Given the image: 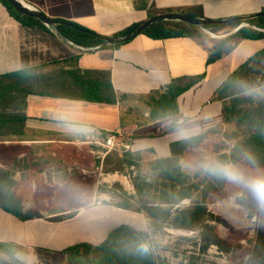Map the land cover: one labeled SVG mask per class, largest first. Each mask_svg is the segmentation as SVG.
I'll use <instances>...</instances> for the list:
<instances>
[{"label": "crops", "instance_id": "obj_1", "mask_svg": "<svg viewBox=\"0 0 264 264\" xmlns=\"http://www.w3.org/2000/svg\"><path fill=\"white\" fill-rule=\"evenodd\" d=\"M23 1L53 20L73 22L107 38L142 24L152 9L201 6L210 20L264 13V0H145V9L136 0ZM48 29L22 25L0 1V75L77 57L81 70L110 72L119 100L100 104L28 97L23 135L0 139V177L7 178L5 206L12 207L15 195L40 217L20 220L0 207V244L18 264H74L66 254L69 248L98 246L114 229L128 226L148 234L156 264H251V250L244 258L225 253L202 238V229L174 228L176 207L168 220H159L114 203L125 197L137 206L135 169L171 157V145L184 141L177 121L195 128L197 136L236 128L226 122L224 103L212 97L233 72L264 50V37L241 40L229 55L210 63V48L234 28L224 30L229 34L220 39L204 29L203 38L140 34L119 47L90 53L78 52ZM185 76L203 79L178 97L176 115L151 120L141 98ZM108 136L114 138L111 149L104 146ZM195 149L186 150L181 159ZM211 223L206 216L204 228L209 230ZM7 251H0V264L8 263Z\"/></svg>", "mask_w": 264, "mask_h": 264}, {"label": "trees", "instance_id": "obj_2", "mask_svg": "<svg viewBox=\"0 0 264 264\" xmlns=\"http://www.w3.org/2000/svg\"><path fill=\"white\" fill-rule=\"evenodd\" d=\"M0 1L22 25L49 30L38 19L18 14L7 0ZM146 6V2L138 5L142 9H145ZM164 13H178L204 18L201 6L166 10L152 9L149 18ZM58 22L59 32L68 41L82 48H96L101 46L107 38L73 22ZM244 22L248 26L242 27L227 38L217 41L210 48L208 62L211 63L229 55L236 49L241 40L264 37V16L247 19ZM239 24L240 22L210 25L204 29L218 33L226 29L230 31ZM140 25L134 24L117 36L130 34ZM143 34L154 39L204 37L202 28L179 21L159 22L145 30ZM121 45L117 44L104 49L116 48ZM77 60L76 57L67 61L0 75V139L23 135L27 99L32 95L100 104H116L118 102L119 97L111 84L110 72L81 70L77 65ZM202 79L203 76L175 78L163 89L142 97L141 99L148 108L150 119L158 120L176 115L178 113V97ZM263 79L264 50L256 53L233 72L213 95V101L224 103L226 122L234 123L236 129L241 131L243 136L242 140L234 144L230 153L221 154L217 159L234 160L238 151L244 149L255 153L261 166H264V99L259 101L256 106L246 107L244 105L246 100L241 98V95L260 87ZM241 84L246 85L248 91L241 90ZM211 133L215 132L212 130L197 136L194 143H189L186 140L174 143L171 145V157L169 159L148 163L147 171L148 174H153L151 176L152 182H149V178L143 177L141 173L137 177L134 176L132 183L136 193L137 206H134L125 197H121L114 205L122 209H134L137 212L145 213L150 218L159 220H168L171 217V211L176 207L175 214L171 217V224L174 228L189 231L202 229L204 240L216 244L223 252L230 253L235 249L229 243L204 228V220L208 216L207 198L210 194L223 189L226 183L204 176L203 182H207V186L199 191L200 185L194 182L196 179L190 174H186L180 165V159L184 152L200 147ZM6 179L0 177V207L20 220L40 217L36 210L24 208L21 200L15 195L12 197V207L7 208L5 206L6 194L2 193V187L6 185ZM197 192H199L200 197L194 200V194ZM145 195H148L152 201L144 199ZM184 201H191L192 203L189 207H181L180 204ZM261 214L264 217V212ZM144 247L147 248V251L141 250ZM251 247V264H264L263 231L257 232ZM6 249L9 259L18 264L13 252L0 244V251ZM66 254L74 264H156L148 234L128 226L114 229L98 246L80 244L69 248Z\"/></svg>", "mask_w": 264, "mask_h": 264}, {"label": "rangeland", "instance_id": "obj_3", "mask_svg": "<svg viewBox=\"0 0 264 264\" xmlns=\"http://www.w3.org/2000/svg\"><path fill=\"white\" fill-rule=\"evenodd\" d=\"M136 2L137 5H142V3L146 1L136 0ZM261 84L263 85L260 91L253 90L241 95V98L246 100L244 104L246 107L256 106L259 101L264 99V80ZM208 137L209 138L203 142L198 149L189 151L180 160L183 171L196 179L194 181L195 184L200 185L199 191H202L207 186V182H203L205 175L189 169L186 165L189 162L200 159L204 155H212L219 158L221 154L230 153L234 144L243 139L241 131H238L236 128L224 133L222 131H217L215 134ZM145 164L146 163L139 164L140 167L135 169L136 173L134 176L137 177L141 173L143 177L149 178V182H152L151 176L153 174H148L147 166L144 167ZM194 195V200L200 197L199 192ZM144 199L152 201L148 195H145ZM207 209L210 221H212V223L208 225L210 227L209 230L229 240V245L235 249L232 251L233 255L237 253L240 257H247L249 251L252 249L251 243L257 232H264V217L261 214L262 211L256 209L243 199L234 198V189L227 183L223 189L208 196ZM9 261L8 263L3 261L1 264H12L10 259Z\"/></svg>", "mask_w": 264, "mask_h": 264}, {"label": "clouds", "instance_id": "obj_4", "mask_svg": "<svg viewBox=\"0 0 264 264\" xmlns=\"http://www.w3.org/2000/svg\"><path fill=\"white\" fill-rule=\"evenodd\" d=\"M241 90L248 91L246 85ZM177 131L189 143H194L199 134L195 128L183 126L177 121ZM186 167L202 175L225 182L234 189V198H240L264 212V166H261L257 155L241 149L236 159L221 160L212 155H204L200 159L189 162ZM142 251H147L144 247Z\"/></svg>", "mask_w": 264, "mask_h": 264}, {"label": "water", "instance_id": "obj_5", "mask_svg": "<svg viewBox=\"0 0 264 264\" xmlns=\"http://www.w3.org/2000/svg\"><path fill=\"white\" fill-rule=\"evenodd\" d=\"M7 1L18 14L38 19L45 26L50 28L60 39H62L66 43H69L72 47H74L80 53H90L93 51H100L110 46H115L117 44L129 42L135 39L138 35L143 34L145 30H147L154 24H157L162 21H179V22H184L189 25L204 29L206 26H210V25H226V24H234L237 22H240L239 25H241L242 23H245L244 21L247 19L255 18L258 16H264V13H261V14H256L252 16H246V17H234V18H228V19H223V20H210L206 18H197V17H192L189 15H183V14H178V13H164V14H159V15H156L154 17L147 19L130 34L123 35V36L108 37L105 39L104 43L101 46H98L92 49V48H82L68 41L59 32L57 28L59 22L47 17L44 13L37 11V10H28L20 3V0H7Z\"/></svg>", "mask_w": 264, "mask_h": 264}, {"label": "built area", "instance_id": "obj_6", "mask_svg": "<svg viewBox=\"0 0 264 264\" xmlns=\"http://www.w3.org/2000/svg\"><path fill=\"white\" fill-rule=\"evenodd\" d=\"M21 3H24L26 4L23 0H20ZM28 5V4H26ZM29 6V5H28ZM31 7V6H30ZM33 10H35L33 7H31ZM248 26V24L246 23H242L241 25L237 26L236 28H234L233 30V33L237 32L240 28L242 27H246ZM207 35L213 39H220V38H223V37H226L229 32L227 31H221V32H218V33H214V32H210V31H207L206 32ZM93 49V48H92ZM104 146L108 149H111L113 146H114V138L113 136H108L105 141H104ZM39 264H45V263H39Z\"/></svg>", "mask_w": 264, "mask_h": 264}, {"label": "bare ground", "instance_id": "obj_7", "mask_svg": "<svg viewBox=\"0 0 264 264\" xmlns=\"http://www.w3.org/2000/svg\"><path fill=\"white\" fill-rule=\"evenodd\" d=\"M21 3V2H20ZM25 8H27L28 10H33L30 6L24 4V3H21Z\"/></svg>", "mask_w": 264, "mask_h": 264}]
</instances>
